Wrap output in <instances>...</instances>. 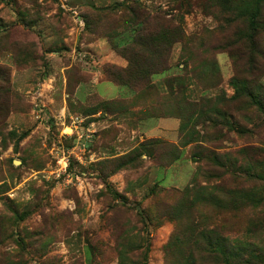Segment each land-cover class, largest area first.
<instances>
[{
  "label": "rangeland",
  "instance_id": "rangeland-1",
  "mask_svg": "<svg viewBox=\"0 0 264 264\" xmlns=\"http://www.w3.org/2000/svg\"><path fill=\"white\" fill-rule=\"evenodd\" d=\"M235 3L0 0V264H183L186 214L176 226L167 211L180 206L192 177L201 185L252 188L253 205L227 212L196 201L187 215L197 222L204 214L210 226L225 223L220 229L232 230L231 238L264 249V108L235 85L247 86L264 106V27L254 52L241 36L246 26ZM130 5L147 27L178 26L183 33L172 45L171 66L138 95L101 80L107 65H126L112 45L128 24ZM260 14L262 26L264 0ZM173 77L179 79L172 88L183 80L185 98L169 93L164 81ZM178 111L183 132L171 124L178 117L165 116ZM70 121L73 128L65 126ZM64 128L62 143L73 148L69 169L78 176L68 183L65 175L41 172L52 167L51 150ZM148 129L183 144L180 157L158 166L175 153L158 141L151 157L140 156L135 147L149 138ZM191 135L198 142L188 143ZM209 154L218 162L204 158ZM109 172L125 201L111 198L103 183ZM198 255L202 264H224ZM241 264H264V258Z\"/></svg>",
  "mask_w": 264,
  "mask_h": 264
},
{
  "label": "trees",
  "instance_id": "trees-1",
  "mask_svg": "<svg viewBox=\"0 0 264 264\" xmlns=\"http://www.w3.org/2000/svg\"><path fill=\"white\" fill-rule=\"evenodd\" d=\"M262 1L263 0H234L235 4L233 5L235 9L237 8V16L243 20L246 26V29L241 33V36H243L244 39L246 38L248 40L249 48L254 49V52L258 51L255 44L256 32L261 27H264L263 24L261 26L259 20L261 15L260 13ZM137 8L138 7L136 5H130V16L129 20L127 21L128 24L126 27L119 31V36L121 37L118 38L117 41L115 40L112 45L114 50L126 61V65L121 67L107 65L104 68V73L107 75H105L106 80L122 88L128 89L131 95H138L140 92L146 93L155 87V85L153 84V79L156 78V75L163 71H166L171 66L170 54L172 45L178 41L183 40L182 30L178 26L167 28L162 24H157L153 29L147 27V18H141V14L139 13V10ZM114 35L116 37H119L117 33H114ZM124 36L126 37V39L124 38ZM112 37L110 38L112 39ZM177 79L179 78L173 77L170 79H166V81L164 82L166 83V85L168 83V87L170 88L169 93L172 96H177L178 94H180L181 98H185L183 92L179 93V89H182L183 87V80L176 81V87L172 88L173 83ZM237 84H235L236 89L238 90H236L237 92L246 94L251 98L252 101L258 103L261 108H264V106L262 107L261 105L262 102L260 101V99L256 98L254 92L249 90L248 87L244 85L243 89H240ZM96 111H104V107L96 109H86L83 111V114L89 115L95 113ZM206 112L207 111H202L198 118L200 120H203ZM144 114L146 116H149L152 113ZM191 114L193 113L191 112ZM152 115L158 116L157 114ZM152 115L151 117H154ZM165 116L176 118L178 117L179 119L181 118L180 112L174 116L172 114H165ZM178 125V130H180V132H183V130L186 129L185 126H187L186 122L183 123L181 119L178 122ZM159 138L160 137H149L143 139V141L139 142L137 147L135 148L140 156H142L143 151L144 153L146 152L145 154L148 157H151V155H153V148L151 146L155 142H164L171 145L174 148L175 153L164 162L157 161L158 166L165 167V165L180 157L182 150L181 146H183V144L166 142ZM198 140L199 139L194 135H191L188 138L187 142H198ZM145 141H147V143H145ZM196 155L197 154L194 153L191 156L195 158ZM204 158L209 159L213 162H218V157L215 154L206 155L204 156ZM193 161L195 160L193 159ZM229 162L230 161H228V163ZM118 166V170L124 167L123 164H120ZM243 170L248 173L249 171H251L249 168L248 171L244 168ZM110 172L107 174L106 178L103 179L104 185L111 193L110 196L113 200L117 199L125 201L127 197L117 189H115L112 183L108 180ZM101 177H103V175H101ZM251 190L252 188H227L222 185H201L197 182V180H195L194 177H192V180L185 186L183 190L185 193V197L183 198L180 206H172L170 210L167 211V215L175 221L176 226L179 225V222H177V220L180 219L181 221V217L186 214L187 220L184 224L183 232H186L188 237L187 239L182 240V243H180L181 246L184 247V249L188 248L186 251H184V253L181 254L182 259H184L183 264H202L198 261V258L200 257L198 254H200L202 257H207V255L212 256L217 259V262H223L224 264H241L243 261L244 263H251L256 259L262 260V258H264V249L260 245L254 244L253 242L241 240L238 237L231 238L230 234L232 235V230L224 233L222 229H220V226L222 224L223 229H225V223L210 226L205 221H203L205 216L204 214H200L197 216V222L194 217H188L187 215L191 206L194 205L196 201H201L200 203L219 207L223 210H226L227 212L238 211L241 206L243 207V205L246 206L247 204L253 205V201L258 199L256 197V193ZM191 195L192 197H190ZM176 231H178L179 233V230ZM177 236L178 234L176 232L175 239L177 238ZM174 247L175 245L173 246V248ZM182 251L180 250L178 252ZM245 253L248 255V257H245Z\"/></svg>",
  "mask_w": 264,
  "mask_h": 264
},
{
  "label": "built area",
  "instance_id": "built-area-1",
  "mask_svg": "<svg viewBox=\"0 0 264 264\" xmlns=\"http://www.w3.org/2000/svg\"><path fill=\"white\" fill-rule=\"evenodd\" d=\"M35 108L37 111H42V107L40 105H36ZM65 122V121H64ZM64 122L62 124L64 125ZM68 128H73V125L71 124V121L65 125ZM65 127V128H66ZM65 128L63 129L60 139H59V144L52 147L51 153L54 156V163L52 167L50 168H45L42 169L41 172L43 173V176L46 178H49V175H52L54 178H60L62 175L66 176V181L68 183L71 182L72 179H77L78 176L73 172L70 171V158L71 154L73 153V148H68L62 143V138L64 137L67 132H65ZM83 137V134H78L75 138V143H79L81 138ZM81 145H84V143H81Z\"/></svg>",
  "mask_w": 264,
  "mask_h": 264
},
{
  "label": "crops",
  "instance_id": "crops-1",
  "mask_svg": "<svg viewBox=\"0 0 264 264\" xmlns=\"http://www.w3.org/2000/svg\"><path fill=\"white\" fill-rule=\"evenodd\" d=\"M101 80H106V79H101ZM101 80H97V81H93V80H91L93 83H95V82H101ZM99 112H101V111H99ZM173 126H175L176 128H177V126H178V124L175 122V121H172V123H171ZM158 126V129H161V132L163 133L164 132V126L161 124V125H157ZM152 129V128H151ZM151 129H148V130H146L145 131V134L147 135V136H149V137H160V136H163V134H160V133H151L152 131H151ZM148 133H149V135H148ZM172 141H175L176 142V140L175 139H173V138H170ZM172 165V164H171Z\"/></svg>",
  "mask_w": 264,
  "mask_h": 264
},
{
  "label": "water",
  "instance_id": "water-1",
  "mask_svg": "<svg viewBox=\"0 0 264 264\" xmlns=\"http://www.w3.org/2000/svg\"><path fill=\"white\" fill-rule=\"evenodd\" d=\"M15 162L20 163V160L17 159V160H15Z\"/></svg>",
  "mask_w": 264,
  "mask_h": 264
}]
</instances>
